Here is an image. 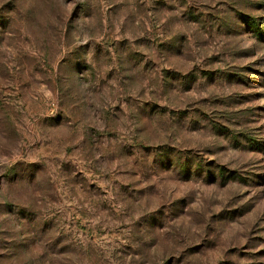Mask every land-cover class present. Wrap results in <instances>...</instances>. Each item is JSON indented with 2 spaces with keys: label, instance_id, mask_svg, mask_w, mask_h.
Returning <instances> with one entry per match:
<instances>
[{
  "label": "rangeland",
  "instance_id": "obj_1",
  "mask_svg": "<svg viewBox=\"0 0 264 264\" xmlns=\"http://www.w3.org/2000/svg\"><path fill=\"white\" fill-rule=\"evenodd\" d=\"M0 264H264V0H0Z\"/></svg>",
  "mask_w": 264,
  "mask_h": 264
}]
</instances>
